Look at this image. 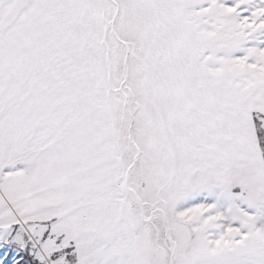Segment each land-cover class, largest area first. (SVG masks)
I'll return each mask as SVG.
<instances>
[{"label": "snow or ice", "instance_id": "6c2138e0", "mask_svg": "<svg viewBox=\"0 0 264 264\" xmlns=\"http://www.w3.org/2000/svg\"><path fill=\"white\" fill-rule=\"evenodd\" d=\"M0 264H264V0H0Z\"/></svg>", "mask_w": 264, "mask_h": 264}]
</instances>
